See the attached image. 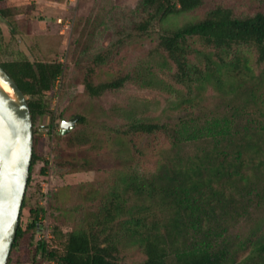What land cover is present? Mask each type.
<instances>
[{
    "label": "rangeland",
    "instance_id": "374dc122",
    "mask_svg": "<svg viewBox=\"0 0 264 264\" xmlns=\"http://www.w3.org/2000/svg\"><path fill=\"white\" fill-rule=\"evenodd\" d=\"M140 1L9 0L16 7L19 34L13 36L2 25L0 62L27 58L61 62L65 66L64 78L48 99L52 114L35 126L41 138L37 147L41 160L31 171V184L25 196L27 207L20 219L21 226L26 228L38 216L37 240L51 238L58 228L64 233L78 230L83 225V215L90 209L84 195L104 197L113 192L116 183L126 209L146 218L145 225L142 223L137 229L139 237L143 236L155 230L156 224L170 222L175 215L160 197L154 203H145L135 195L126 196L122 192L124 179L136 174L138 168L155 171L160 164L179 161L185 164L200 156H211L216 147L223 151L228 143L220 138L186 141L182 136L199 134L200 128L219 120L233 121L235 127L236 122L241 127L250 123L254 128L264 127V66L255 65V53L251 54L253 75L245 76L241 82L229 81L225 76L219 89L214 88V81L206 80L203 98L196 107L175 114L167 109L176 103L167 84L187 94L190 91L175 81L176 66L158 49L163 31L202 18L217 5L232 7L240 16L253 15L264 11V0H205L196 10L170 15L145 35L134 30L144 20L138 10ZM191 42L196 50H208L198 39ZM98 56L106 57L101 66L95 64ZM190 60L200 65L197 55ZM90 67L97 70L95 83L119 74L140 73L154 77L158 84L141 89L129 83L121 90L91 98L82 85L84 73ZM145 115L159 117L168 130L131 139L119 135L118 130L128 120ZM74 117H79L75 127L63 134L59 123ZM68 137L73 141H68ZM68 160L76 161L78 166H63ZM145 205L150 207L141 209ZM249 215L248 222L245 216L237 223L236 218H229L226 230L218 216L211 227L216 234L235 239L247 234L264 217V212L255 213L251 209L252 218ZM207 232L208 226L204 234L190 229L185 238L177 240V246L205 240ZM21 252L13 251L9 264H22L18 261ZM249 253V250L240 252L238 259ZM145 260L144 250L135 244L122 248L119 254L120 264H141Z\"/></svg>",
    "mask_w": 264,
    "mask_h": 264
},
{
    "label": "trees",
    "instance_id": "16d2710c",
    "mask_svg": "<svg viewBox=\"0 0 264 264\" xmlns=\"http://www.w3.org/2000/svg\"><path fill=\"white\" fill-rule=\"evenodd\" d=\"M204 1L141 0L138 10L144 20L137 23L134 30L145 35L170 15L196 10ZM15 8L9 0H0V31L5 25L13 36L19 34ZM192 39L200 40L208 50H196ZM158 49L176 66L175 81L190 91L187 94L168 83L176 103L167 109L175 114L189 111L202 100L206 80L214 81V88L219 89L225 76L229 81L241 82L245 76L253 75L252 53L256 54L255 65L264 66V11L240 16L232 7L217 5L202 18L163 31ZM194 55L201 60L200 65L191 63L190 57ZM105 60L106 57L98 56L95 64L101 66ZM0 65L28 98L34 124L32 171L41 160L37 151L41 138L37 136L39 129L35 126L52 114L48 99L53 96L58 81L64 78L65 66L61 62L27 58L0 62ZM96 71L93 67L88 68L82 81L91 98L121 90L129 83L141 89L158 84L154 77L140 73L119 74L95 83ZM251 125L241 127L236 122L235 127L233 121L222 119L212 126L200 128L199 134L182 135L186 141L198 137L220 138L228 146L223 151L216 147L211 156H200L185 164L183 161L164 163L155 171L138 168L136 174L122 181V192L126 196L135 195L145 203H154L160 197L173 209L175 216L165 225L158 223L155 230L139 237L137 229L142 223L145 225L146 218L135 214L133 209H126L117 191L120 186L116 183L113 192L104 197L84 195L90 209L83 215V225L75 232L64 233L58 228L51 238L37 240L38 216L26 228L20 223L12 253L16 249L22 251L18 258L22 264H43L45 261L53 264H120L121 249L135 244L141 246L146 256L141 264H264V217L250 227L247 234L237 235L235 239L216 234L211 227L218 216L226 230L229 218H236L237 223L245 216L248 222V214L252 218L251 209L255 213L264 212V127L258 129ZM166 130L167 124L159 117L145 115L128 120L118 132L131 139L155 136ZM67 139L73 141L72 137ZM63 166L75 168L78 164L68 160ZM30 184L31 176L28 187ZM26 207L27 199L22 210ZM149 207L145 205L141 209ZM31 211L35 215L36 211ZM206 226L205 240L190 246L185 243L183 247L177 246V240L185 238L190 229L204 234ZM247 250L249 255L239 260L240 252Z\"/></svg>",
    "mask_w": 264,
    "mask_h": 264
},
{
    "label": "water",
    "instance_id": "95a60500",
    "mask_svg": "<svg viewBox=\"0 0 264 264\" xmlns=\"http://www.w3.org/2000/svg\"><path fill=\"white\" fill-rule=\"evenodd\" d=\"M0 81L14 92L11 97L0 84V264H9L31 174L34 124L27 96L1 65ZM78 118L59 123L63 134Z\"/></svg>",
    "mask_w": 264,
    "mask_h": 264
},
{
    "label": "bare ground",
    "instance_id": "6f19581e",
    "mask_svg": "<svg viewBox=\"0 0 264 264\" xmlns=\"http://www.w3.org/2000/svg\"><path fill=\"white\" fill-rule=\"evenodd\" d=\"M0 84H1L2 88L6 91V93H7L8 95H10L11 97L14 96V92H13L12 88H11L9 85H7V84H6L5 82H3V81H0Z\"/></svg>",
    "mask_w": 264,
    "mask_h": 264
},
{
    "label": "built area",
    "instance_id": "2783aa9c",
    "mask_svg": "<svg viewBox=\"0 0 264 264\" xmlns=\"http://www.w3.org/2000/svg\"><path fill=\"white\" fill-rule=\"evenodd\" d=\"M59 84V81H58V83H57V85ZM56 89V88H55Z\"/></svg>",
    "mask_w": 264,
    "mask_h": 264
}]
</instances>
